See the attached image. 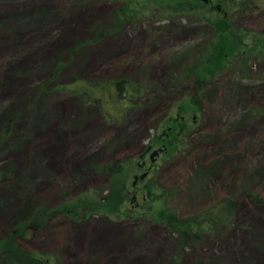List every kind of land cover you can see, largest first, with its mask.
<instances>
[{
    "label": "rangeland",
    "instance_id": "obj_1",
    "mask_svg": "<svg viewBox=\"0 0 264 264\" xmlns=\"http://www.w3.org/2000/svg\"><path fill=\"white\" fill-rule=\"evenodd\" d=\"M120 5L0 2V264H264V46L210 73Z\"/></svg>",
    "mask_w": 264,
    "mask_h": 264
},
{
    "label": "flooded vegetation",
    "instance_id": "obj_2",
    "mask_svg": "<svg viewBox=\"0 0 264 264\" xmlns=\"http://www.w3.org/2000/svg\"><path fill=\"white\" fill-rule=\"evenodd\" d=\"M119 1L123 10L121 22L135 24L150 12L139 13L135 7H153L152 13L167 10L169 32L175 26L185 28L183 39L187 43L195 42L203 32L204 46L196 49L195 55L198 59L207 58L209 53L215 56V67L209 69L210 73L214 68L219 71L224 60L252 57L261 48L258 45L264 46V0Z\"/></svg>",
    "mask_w": 264,
    "mask_h": 264
},
{
    "label": "trees",
    "instance_id": "obj_3",
    "mask_svg": "<svg viewBox=\"0 0 264 264\" xmlns=\"http://www.w3.org/2000/svg\"><path fill=\"white\" fill-rule=\"evenodd\" d=\"M116 88H117V90L119 91V93L120 92H122L123 90H124V84H122V83H120V82H118L117 83V85H116ZM114 170L115 169V166H111V167H106L104 170ZM83 204H85V203H83ZM82 203H77V204H74L75 206H73V205H71V206H66L64 209L67 211V212H69V213H71V214H73V212H72V210L74 211V210H76V209H73V208H78V206H80L81 208H82V205H83ZM21 211H22V209H21ZM21 213V212H20ZM49 215V211L47 210V207L45 208V207H39V208H37L36 210H35V212H34V218H38L39 220L41 219H44V218H46L47 216ZM50 216V215H49ZM48 216V217H49ZM18 230V229H17ZM16 230V231H17ZM8 241H10L11 242V245H15L16 243H17V240H16V238H15V234H11L7 239H5L4 241H3V243H4V245H6V243L8 242ZM16 242V243H15ZM1 243V242H0ZM11 248H14V246H11ZM5 253H6V255H4L3 257H2V259H4V260H7V262H11L12 264H21V260L22 259H20V257H23V259H24V257L26 258H29L30 256H28L26 253H23V252H19V251H17V252H15V251H13V252H7L6 250H5Z\"/></svg>",
    "mask_w": 264,
    "mask_h": 264
},
{
    "label": "water",
    "instance_id": "obj_4",
    "mask_svg": "<svg viewBox=\"0 0 264 264\" xmlns=\"http://www.w3.org/2000/svg\"><path fill=\"white\" fill-rule=\"evenodd\" d=\"M11 1H21V0H0V2H11ZM158 151H155L154 154H157ZM153 157V155H152ZM145 175H141V177L143 178Z\"/></svg>",
    "mask_w": 264,
    "mask_h": 264
},
{
    "label": "bare ground",
    "instance_id": "obj_5",
    "mask_svg": "<svg viewBox=\"0 0 264 264\" xmlns=\"http://www.w3.org/2000/svg\"><path fill=\"white\" fill-rule=\"evenodd\" d=\"M21 1H23V0H21ZM113 166H115V165H113ZM118 166H119V164H117V165L115 166V169H114V170L112 169V170H109V171L106 170V171L109 172V173H112L113 171L116 172V171H118ZM109 167H111V166H109Z\"/></svg>",
    "mask_w": 264,
    "mask_h": 264
}]
</instances>
